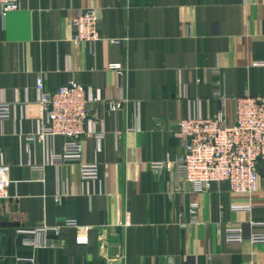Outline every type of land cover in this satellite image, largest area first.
<instances>
[{
    "label": "crops",
    "instance_id": "crops-1",
    "mask_svg": "<svg viewBox=\"0 0 264 264\" xmlns=\"http://www.w3.org/2000/svg\"><path fill=\"white\" fill-rule=\"evenodd\" d=\"M19 1L0 16V102L11 103L0 120L11 178V196L0 199V264L34 252L18 227L64 219L86 228L51 232L40 264H264V242L250 239L264 234V160L251 194L227 181L183 189L156 167L180 156L181 118L223 109L233 120L237 97L264 94V0ZM89 8L104 38L74 43L72 20ZM39 74L46 88L74 80L95 98L81 159L99 166L96 179L82 178L78 158L53 160L64 138L41 135ZM232 229L246 239L229 241Z\"/></svg>",
    "mask_w": 264,
    "mask_h": 264
},
{
    "label": "built area",
    "instance_id": "built-area-1",
    "mask_svg": "<svg viewBox=\"0 0 264 264\" xmlns=\"http://www.w3.org/2000/svg\"><path fill=\"white\" fill-rule=\"evenodd\" d=\"M19 0H0V16L19 8ZM75 33L71 37L74 43H94L103 39L99 28V17L95 9L81 10L72 20ZM118 41V40H113ZM121 71L123 64L112 62L108 66ZM38 103L44 113L40 121L41 135H60L64 138V150L54 155V161L80 159L83 154V138L86 122L91 113L90 102L85 85L70 81L56 88L45 87V76L36 78ZM120 101H111L113 108L120 106ZM11 114V103L0 102V120ZM177 129L182 143V152L173 161L156 165L157 168H169L175 185L183 184L196 190L211 189L215 183L227 181L230 189L237 193L251 194L258 189L260 174L258 163L264 160V94L252 95L249 92L236 98L235 116L228 119L227 113L220 109L213 116H189L178 121ZM81 175L84 179H96L99 166L96 163L81 162ZM10 166L3 159L0 162V199L11 196ZM187 188V189H188ZM243 209V208H240ZM196 214L197 206H192ZM194 217V216H193ZM63 226H75L74 219H64L60 224L36 228L18 227L17 232L24 235V242L33 247L29 256H17L12 264H40L36 251L49 245H55L48 235L61 234ZM229 241H243L246 238L239 229L228 232ZM252 241H263L264 234H253ZM78 241L86 237L78 236ZM8 264V263H1Z\"/></svg>",
    "mask_w": 264,
    "mask_h": 264
}]
</instances>
